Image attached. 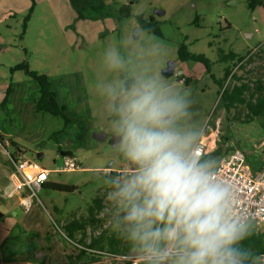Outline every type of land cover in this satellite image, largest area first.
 Returning <instances> with one entry per match:
<instances>
[{
    "label": "rangeland",
    "instance_id": "obj_1",
    "mask_svg": "<svg viewBox=\"0 0 264 264\" xmlns=\"http://www.w3.org/2000/svg\"><path fill=\"white\" fill-rule=\"evenodd\" d=\"M101 1L111 14L80 19L69 0H0V85L15 82L23 85L18 87L21 91L24 88L29 91L36 85L23 70H9L25 62L29 69L48 77L58 103L75 119L65 134L53 140L50 134L63 126L60 118L34 112L29 99L14 102V115L26 121L25 127L22 122L16 124L19 132L25 130L24 136H20L23 138L17 139L22 148L19 156L52 170L62 164L57 148H64L71 150L80 165V169L51 171L47 176L49 182L76 186L74 192L40 187L27 213L16 199L7 205L0 203V211L5 213L0 217V226L3 224L9 234L3 238L0 235V264H57L62 249L76 248L58 232L60 223L71 215L85 213L96 194L104 197L105 204V196L111 190L106 189L108 180L116 178L117 170H121L120 178L131 171L119 145H110L112 120L104 108L98 85L118 78L104 66V51L121 45L126 51L136 41L132 30L139 26L134 18L137 14L145 19L152 16L161 32V36L145 32L164 49L151 66V73L187 92L191 100V115L182 122V127L194 134V140L204 136L206 151L213 154L214 164L231 149L239 148L253 171L261 167L264 132L260 120L245 123L234 119L225 112L219 96L238 77L251 79L254 72L249 70L260 68L264 73V7L250 8L248 0ZM153 9L162 10L163 14L157 16ZM182 42L188 51L202 53L210 61V71L199 62L178 60L177 48ZM230 52L243 58L240 61L225 58ZM168 61L175 63L174 72L163 75L161 70ZM228 66L232 75L223 80L224 68ZM177 70L190 81L185 83ZM94 131L104 132L107 138H92ZM37 152L42 153L40 159ZM0 155L7 161L2 146ZM8 162L0 161V165ZM109 172L113 175H108ZM53 205L61 209L59 213L54 212ZM109 222L105 220L101 228L114 232ZM119 239L124 244V239L120 236ZM131 250L136 252L134 247ZM115 262L119 261L108 259L100 263Z\"/></svg>",
    "mask_w": 264,
    "mask_h": 264
},
{
    "label": "clouds",
    "instance_id": "obj_2",
    "mask_svg": "<svg viewBox=\"0 0 264 264\" xmlns=\"http://www.w3.org/2000/svg\"><path fill=\"white\" fill-rule=\"evenodd\" d=\"M146 31L133 29L137 39L126 51L121 45L103 55L118 78L98 88L132 166L111 180L105 196L113 209L110 227L136 249L141 264H257L242 244L250 220L229 210L230 189L190 150L194 134L182 127L191 115L188 93L151 73L164 49Z\"/></svg>",
    "mask_w": 264,
    "mask_h": 264
},
{
    "label": "trees",
    "instance_id": "obj_3",
    "mask_svg": "<svg viewBox=\"0 0 264 264\" xmlns=\"http://www.w3.org/2000/svg\"><path fill=\"white\" fill-rule=\"evenodd\" d=\"M71 6L77 13V18H89V17H103L111 14L106 10L105 4L101 0H69ZM256 5L264 7V1L262 0H248V7L254 8ZM128 16V13H125ZM28 15L25 17L27 19ZM137 24L141 29L147 30L146 33H152L156 36H161L159 25L150 16L145 19L141 14L134 16ZM177 57L179 61H194L204 65L206 71H210V61L202 53H193L186 49L185 43L182 42L177 48ZM225 58L230 60L236 59L240 61L243 56H238L235 53H229ZM10 72L15 70H23L25 75L33 79L37 83L38 97L34 100L35 112H46L62 120L63 126L61 129L54 131L50 134V138L57 140V137L66 133V128L75 123V119L68 116L63 105L59 104L56 100L55 91L52 88V82L48 77L41 72L29 69L25 62L17 63L9 68ZM253 73L251 79L247 81L241 77L237 78V82L226 85L219 96L222 101V106L227 114H232V117L241 122H251L253 120H260V127L264 132V73H261L259 69L249 70ZM263 76H262V75ZM232 75L229 66L224 68L223 80ZM185 83L190 81V78L184 77L183 74L179 76ZM220 83V80L217 81ZM10 84V83H9ZM10 88L7 87L5 95L9 92ZM5 100V98H4ZM3 100V101H4ZM4 102H1V104ZM242 116V118H241ZM4 137L0 135V142L3 144ZM8 146L11 147L10 154L15 160L22 152L21 144L15 141L13 138H6ZM4 145V144H3ZM5 146V148L7 149ZM61 156L70 155L73 156L70 151H63L57 148ZM214 157L211 153H205L200 161L210 162L211 168L213 167ZM130 168L132 166L128 162ZM108 175H113V172H109ZM116 178H120V173L116 174ZM111 180H108L107 190L111 189ZM41 187H47L51 190L74 192L76 186L70 184H63L57 182L44 181ZM24 195V194H23ZM53 210L59 213L61 209L53 205ZM113 209L107 204H104V197L100 195H94L90 203L85 208V213L78 216L71 215V217L65 218L60 227H58L59 219L57 218L56 228L61 236L72 242L76 248L72 249L71 253H64V261L66 264H98L104 261L107 252H118L120 250H129L131 246L125 239L124 244H121L119 236L114 232H108L107 229H102V223L112 217ZM251 222V234L248 238L242 242L243 247L252 252L258 257L257 264H260V257L264 254V234H261L255 230V224ZM110 223V222H109ZM99 228L100 231H96ZM96 232V233H93ZM141 264V261L138 262Z\"/></svg>",
    "mask_w": 264,
    "mask_h": 264
},
{
    "label": "built area",
    "instance_id": "obj_4",
    "mask_svg": "<svg viewBox=\"0 0 264 264\" xmlns=\"http://www.w3.org/2000/svg\"><path fill=\"white\" fill-rule=\"evenodd\" d=\"M203 138L204 136L196 137L190 149L198 160L206 153ZM3 143L7 144V140ZM0 146H2L1 142ZM4 154L11 164L13 175L19 178L16 188L24 187L26 190L20 199V205L25 212L31 208L32 199L37 197V191L40 190L41 184L47 180L51 171L60 173L80 169L75 157L70 155L62 156V164L49 170L40 167L33 160L23 159L20 156L14 160L5 148ZM211 169L213 178L230 189L227 203L229 210L253 221L255 230L264 234V158L260 169L253 171L246 161L244 152L239 148H233ZM104 254L108 259L120 261L122 264H138L142 260V257L136 253L107 252ZM260 264H264V254L260 257Z\"/></svg>",
    "mask_w": 264,
    "mask_h": 264
},
{
    "label": "crops",
    "instance_id": "obj_5",
    "mask_svg": "<svg viewBox=\"0 0 264 264\" xmlns=\"http://www.w3.org/2000/svg\"><path fill=\"white\" fill-rule=\"evenodd\" d=\"M8 86H9L10 90L5 95V91H6ZM22 86L23 85H20V84L15 83V82H11L10 84L6 83V84L0 85V135H2L5 138L4 140H7L6 138L11 137L15 141H17V139L23 138L20 136H24L25 130L20 131L21 132L20 133L18 131V130H20V128H16V124L19 125L20 122H22L24 127H25L26 121L21 120L20 118L17 119L16 116L14 115V113L12 111V106L14 105V102H26L25 100L29 99V101H27V102H32L33 110H34V105H35L34 100L37 99V97H38L37 83L34 86L32 85V87L29 91H28V89H25V88L23 91L19 90L18 87H22ZM4 98H5V100H4ZM56 100H57V102H59L57 97H56ZM1 102H4V103L1 104ZM38 113H40V112H38ZM3 144H2V146L4 148H5V146L7 147L8 141H7V144H4V145ZM61 150L71 152V150H69V149L63 148ZM206 153H207V151H206ZM0 161L8 162V161H5L3 158H1V155H0ZM207 163L210 164V162H207ZM215 165H216V163L213 164L212 166L214 167ZM256 168L258 169L259 166H257ZM124 170L127 171L126 169H124ZM12 171L13 170H12L10 162H8V164H5V166L0 165V203H4L7 205V203H9L10 201H14V199H16L17 204L20 205V199L22 196H24L23 194L26 193V190L24 187H22L21 189L16 188V185L19 183V178L17 176L13 175ZM117 171H119L118 173H120V176H121V172H120L121 170H117ZM22 210H23V208H22ZM23 212L27 213L24 210H23ZM4 214L5 213L3 211H0V217H3ZM10 223H11V220L8 223V225ZM1 225L2 226H0V235L3 238L4 236H8L9 234L7 235L8 229H6L3 226V224H1ZM12 227H13V224H12ZM63 250H65V249H62V255L60 256L61 258L58 256V258H60V259L58 261H56L57 264H64L65 263L64 258H63V252H64ZM71 251H69L67 249L65 250V252H67V253H71ZM116 253H119V254H131L132 253V254H134L136 252L129 249V250H120ZM36 259H38V258H36ZM103 260L105 262L106 260H108V258L104 257ZM52 264H54V263H52ZM112 264H122V263L119 261V262H115Z\"/></svg>",
    "mask_w": 264,
    "mask_h": 264
},
{
    "label": "water",
    "instance_id": "obj_6",
    "mask_svg": "<svg viewBox=\"0 0 264 264\" xmlns=\"http://www.w3.org/2000/svg\"><path fill=\"white\" fill-rule=\"evenodd\" d=\"M153 13L156 14L157 16H160V15L163 14V11L159 10V9H153ZM137 27H139V26H135L133 29H135ZM174 69H175V63L173 61H168L166 66L161 70V73L163 75H170V74H172L174 72ZM181 73H182L181 70H177L176 71V74H181ZM92 138H94L96 140H105L107 138V135L104 132H96V131H94L92 133ZM110 145H111V147L118 146L117 140L114 138V134L110 138ZM36 157L38 159H40L42 157V153L41 152H37L36 153ZM35 258H39V256L36 255Z\"/></svg>",
    "mask_w": 264,
    "mask_h": 264
}]
</instances>
